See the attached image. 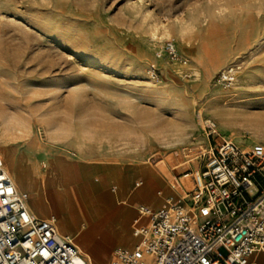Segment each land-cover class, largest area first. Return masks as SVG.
Segmentation results:
<instances>
[{
  "label": "rangeland",
  "instance_id": "obj_1",
  "mask_svg": "<svg viewBox=\"0 0 264 264\" xmlns=\"http://www.w3.org/2000/svg\"><path fill=\"white\" fill-rule=\"evenodd\" d=\"M256 6L264 0H0V163L29 180L17 190L56 200L66 176L98 182L85 159L141 163L172 186L209 150L206 120L239 147L264 144V18L240 11ZM166 43L177 63L157 57ZM229 66L239 70L224 88L215 81ZM113 188L91 192L94 204L119 207ZM108 223L75 221L70 240L90 263L107 264L110 248L104 263L93 248L125 231L105 239Z\"/></svg>",
  "mask_w": 264,
  "mask_h": 264
},
{
  "label": "built area",
  "instance_id": "obj_2",
  "mask_svg": "<svg viewBox=\"0 0 264 264\" xmlns=\"http://www.w3.org/2000/svg\"><path fill=\"white\" fill-rule=\"evenodd\" d=\"M162 54L179 61L172 43ZM238 70L226 67L215 82L231 87ZM148 75L158 81L155 69ZM204 131L209 150L201 165L172 184L179 198L156 212L139 207L148 223L133 229L137 245L116 250L111 264H253L252 255H264V144L242 149L222 139L212 120ZM27 202L0 163V264H91Z\"/></svg>",
  "mask_w": 264,
  "mask_h": 264
},
{
  "label": "crops",
  "instance_id": "obj_3",
  "mask_svg": "<svg viewBox=\"0 0 264 264\" xmlns=\"http://www.w3.org/2000/svg\"><path fill=\"white\" fill-rule=\"evenodd\" d=\"M258 10H261V11H258ZM240 11L245 15H249L250 17H253L255 19V21H258V20L264 18V11H262V8L258 7V6H256L255 8L251 7L249 9L245 8V10H240ZM239 14H241V13H239ZM240 16H242V14ZM262 20H264V19H262ZM183 37H184V35H183ZM185 48L186 49L188 48L187 44H185ZM84 163L89 165L90 167L94 168L97 172H101L99 177L100 176L104 177L105 176L104 172H105V173H109L111 176H113L115 178L116 174L120 171H122L124 175L130 177L125 182L126 183L125 189L124 188L122 189L120 186L121 180L110 179V181L113 180L116 183V185L119 187L118 193L116 191L117 189H115V188L112 189V193L114 194V197L116 199V204L119 205V207H117V208L111 207L110 202H109L110 200L107 199L106 196L101 197L102 198L101 202L103 204L100 206H97L98 209L101 210V213H102L101 219H104V220L108 219V221H109V223L106 224L104 228H102L105 230V232H106V230H109V232H110L109 236H113V234H115L117 232V229L119 227H122L124 225L126 226L123 234H117L116 233V235H118V236L117 237L115 236L108 243H106V242H104V244H103V242H102V244L96 243L97 249L93 248L97 254L104 252L107 255H109L107 252L100 250V248L105 247L107 245L110 248V250L112 251V253L109 255L110 260L107 264H111L115 259L114 251L112 250L113 246L130 245L131 242H134V244L131 248L135 247L138 243V239L133 237V235H132L133 229L136 227H139V226H144L148 223L147 217H141L139 215L138 208L139 207H145V208L151 209L152 211H158L164 207L165 198L168 195L172 194V192L170 190V185L167 184L165 177H163V175L160 172L156 171L154 168L145 167V166L141 165V163H135V162L129 163V162H120L118 160H114V161L110 162L109 164L108 163L107 164H104V163L89 164V163H87L86 159L84 160ZM129 166H134L135 168H137L139 170L140 174L142 175V178H146L143 180V182L145 183L144 184L145 187L143 189H144V191H146L148 189V192L146 191L147 194L145 193L146 195L144 197H140L138 195L139 192L143 191V189H140V190L135 189L134 190L131 187L132 186L131 182L133 180V177L135 176V172H133L134 170H130V171L124 170L125 168H127ZM41 167H43V166H41ZM39 170L44 171L41 168H39ZM148 175H149V177L150 176H152V177L149 178ZM156 176H159V179H158L159 184H157V179H156V183H155V185H153V183L151 184V182H152L151 180L154 179ZM103 179H105L104 181H106V183H107L106 176ZM104 187H106V184L103 185L101 188H104ZM157 187L159 188V190H156L154 192V190ZM59 192H57V196L60 195ZM158 193H161L162 195L159 196ZM31 197H35V199H32ZM56 198H57L56 200H54L53 198L48 199V198L42 197L39 193L37 194V196L28 194L27 204L29 206V210L36 217H38L40 219L54 218L55 224H56V229H57V224H59V218H58L57 214L62 213V212L60 211V208H59L60 202H61V199H60L61 196L56 197ZM39 199L43 203L42 207H44L46 205L49 206V205L53 204V205H55L57 210L56 211L55 210L54 211L47 210V209L46 210L45 209L40 210L39 208L35 207L34 203L36 201H38ZM122 199H128V205L120 204L119 201H121ZM31 202H33V207L30 206V204H29ZM137 202H145V204L140 205ZM147 203H148V205H146ZM125 206L126 207H134V208L124 209ZM56 218H57V222H56ZM74 227H73V231L75 230ZM98 229H100V228H98ZM57 231L60 235L68 237V238L70 237V234L71 235L73 234L72 233L73 231L72 232L71 231L59 232L58 229H57ZM109 236H108V238H109ZM125 240H129L130 243L129 244L125 243ZM71 242H72V240H71ZM131 248H123V249H131ZM250 261L253 264H264V255H262L260 253H256V254L251 256Z\"/></svg>",
  "mask_w": 264,
  "mask_h": 264
},
{
  "label": "bare ground",
  "instance_id": "obj_4",
  "mask_svg": "<svg viewBox=\"0 0 264 264\" xmlns=\"http://www.w3.org/2000/svg\"><path fill=\"white\" fill-rule=\"evenodd\" d=\"M216 129H217V127H216ZM217 132H218V129H217ZM220 137L222 139L226 140V141H230V142L233 143L232 140L226 139L221 134H220ZM249 147L250 146H241L242 149H247ZM2 167L5 169V171L7 173H9L8 174L9 176L10 175L12 176V178L14 180L12 182H13L14 185H17V186H19V187H21L23 189H27L28 188L29 180L24 175H18L17 174V171H16V169H15V167L13 165L10 164L9 165V169H7L6 166H2ZM104 175L107 178V182H109L110 179L121 180V183H120L121 185L120 186H121L122 189L123 188L125 189V187H126V185H125L126 183L125 182H126L127 179L130 178V177L124 175L122 171L118 172L116 174L115 178L113 176H111L109 173H105L104 172ZM104 177L103 176L98 177L99 180L97 179L98 182H96V183H91L93 181H90V182L87 181L89 183H82L78 179L69 178L67 176L60 181V182H62L61 185H62V187L64 189H62V191L59 192V194H60L59 196H61V198H60L61 199V202H60L59 208H60V211L62 212V213L57 214L58 215V218H59V224H57V229L59 230V232H63V231H68V232L71 231L72 232L73 231V227L75 226V221H77V220H85V221L88 220L89 222H92V223L100 222L102 220L101 219V216H102L101 215L102 214L101 213V210H99L98 207L94 204V201L91 199L90 195H91V192L97 191V190H99L102 187V185L107 184L104 181L105 179H103ZM148 177H149V175H148ZM151 177L152 176H150L149 178H151ZM151 181H152L151 184L153 183V185H155V183H156V177L154 179H152ZM76 188H77L78 194H74L73 193L74 192L73 190L76 189ZM170 190H171L172 194L168 195L165 198L164 207L163 208L168 207L171 203L175 202L179 198V195H178L177 191L174 190L172 188V186H170ZM146 191L148 192V189ZM146 191H144V189H143V191L142 192H139L138 195L140 197H144L147 194ZM20 193L27 194L25 192H20ZM158 195L161 196L162 194L161 193H158ZM55 196H56V194H55ZM59 196H57V197H59ZM119 203L122 204V205H128V199H122L121 201H119ZM34 206L37 207V208H39L40 210H43L44 207H46L48 210H52V211H54V210L56 211L57 210V208L53 204H51L49 206L46 205V206L42 207L43 206V203L40 201V199L34 203ZM28 209H29V206H28ZM148 210L151 211V212H156V211H152L151 209H148ZM52 219L54 220V218H52ZM54 225H55V228H56L55 220H54ZM57 229H56V232H57V234L60 237L66 238L69 241H71L70 240V237L68 238V237H65V236L60 235L58 233ZM72 233H73L72 234L73 239H76L77 235L74 234V231ZM109 233H110L109 230H106V232H105V239H108ZM125 243H128L129 244L130 241L129 240H125ZM133 248H131V249H117V250L131 251ZM81 253H83V255H85V257L89 258L90 261H92V258L88 254L84 253V251H81ZM94 257H95V260L96 261L101 262V263H104L106 261L107 255L105 253H100V254L98 253L97 254L95 252L94 253ZM91 263L94 264L93 262H91Z\"/></svg>",
  "mask_w": 264,
  "mask_h": 264
}]
</instances>
